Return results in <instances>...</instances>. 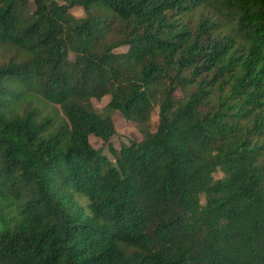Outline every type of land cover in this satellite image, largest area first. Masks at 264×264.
<instances>
[{"label":"trees","instance_id":"1","mask_svg":"<svg viewBox=\"0 0 264 264\" xmlns=\"http://www.w3.org/2000/svg\"><path fill=\"white\" fill-rule=\"evenodd\" d=\"M2 51L0 264H264V0H0Z\"/></svg>","mask_w":264,"mask_h":264},{"label":"rangeland","instance_id":"2","mask_svg":"<svg viewBox=\"0 0 264 264\" xmlns=\"http://www.w3.org/2000/svg\"><path fill=\"white\" fill-rule=\"evenodd\" d=\"M59 3H63V0H57ZM72 14H74L76 17L81 18L84 16V11L82 9H74ZM125 48L124 50H126ZM12 52L10 53H5L2 51L0 55V58H5V57H10ZM71 59H74V56L71 55ZM93 105L95 109L97 110H102L104 109L110 102V97H106L103 101L98 102L96 100H93ZM58 112L62 116L63 114L61 113V109L58 108ZM114 122L116 125V131L117 135L112 139V144L113 146L117 149L120 150L122 144H129L130 141H141V136L138 133L136 126L132 123L127 122L124 117L120 113H116L114 116ZM159 123V118L157 112L153 113L152 116V125L154 128H157ZM91 144L97 148L98 150H103L104 155L109 157L110 159L113 160V156L110 153V150L108 146L100 139H97L95 137H91L90 139ZM222 175L218 174L217 178H220ZM203 202L205 203V198H202Z\"/></svg>","mask_w":264,"mask_h":264}]
</instances>
